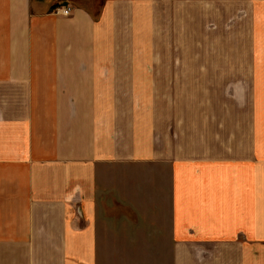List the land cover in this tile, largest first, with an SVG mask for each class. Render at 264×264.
<instances>
[{"label": "crops", "instance_id": "1", "mask_svg": "<svg viewBox=\"0 0 264 264\" xmlns=\"http://www.w3.org/2000/svg\"><path fill=\"white\" fill-rule=\"evenodd\" d=\"M103 250L264 264V0H0V264Z\"/></svg>", "mask_w": 264, "mask_h": 264}, {"label": "rangeland", "instance_id": "2", "mask_svg": "<svg viewBox=\"0 0 264 264\" xmlns=\"http://www.w3.org/2000/svg\"><path fill=\"white\" fill-rule=\"evenodd\" d=\"M57 10V9H56ZM94 12V11H93ZM236 78L237 79H239L240 78V76H236ZM221 89V88H220ZM223 90V89H222ZM228 92V93H227ZM233 92V90H225V91H219L218 92V94L216 95V97L215 98H217V99H219L220 98V102H226L227 101V98L226 97H228V95L229 94H231ZM247 92V94H248V90L246 91ZM218 96H219V98H218ZM115 188V187H114ZM159 198V197H158ZM102 220H100L99 221V219H98V227H101L102 226V228H104L105 227V224H106V221L103 219V218H101ZM117 224H115V225H121L122 224V226L124 227V228H126V227H131V228H133L132 227V225H133V223L132 222H137V223H139V226L141 225V221L139 222V220H134V219H113ZM107 221H110V220H107ZM136 223H134V225H135ZM133 225V226H134ZM126 237H127V235H126ZM131 237V236H130ZM134 237H136V236H134ZM148 237H150V235H148V234H143V235H141L140 236V238H142V241L144 242V241H146V239H148ZM148 241V240H147ZM126 252V253H125ZM125 252H123V253H125V258L126 259H128V261L130 260V261H132V258L133 259H135V257L137 258L138 256H139V252H137V251H131V250H125ZM103 253H105V257H102V259L104 260V264H118L117 263V261L118 260H116L115 258L114 259H111V256H110V254H111V252H109V251H106V250H103ZM112 253H114V251L112 252Z\"/></svg>", "mask_w": 264, "mask_h": 264}, {"label": "built area", "instance_id": "3", "mask_svg": "<svg viewBox=\"0 0 264 264\" xmlns=\"http://www.w3.org/2000/svg\"><path fill=\"white\" fill-rule=\"evenodd\" d=\"M73 8L70 6L67 7H60L55 11V14L63 16V17H69L72 15Z\"/></svg>", "mask_w": 264, "mask_h": 264}]
</instances>
